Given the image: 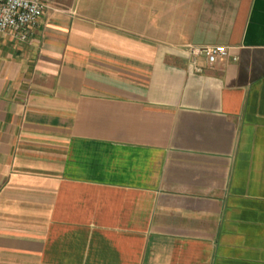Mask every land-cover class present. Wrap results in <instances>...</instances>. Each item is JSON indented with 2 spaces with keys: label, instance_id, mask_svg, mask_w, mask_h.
<instances>
[{
  "label": "crops",
  "instance_id": "0c3cea01",
  "mask_svg": "<svg viewBox=\"0 0 264 264\" xmlns=\"http://www.w3.org/2000/svg\"><path fill=\"white\" fill-rule=\"evenodd\" d=\"M0 264H264V0H49L3 34Z\"/></svg>",
  "mask_w": 264,
  "mask_h": 264
},
{
  "label": "built area",
  "instance_id": "2783aa9c",
  "mask_svg": "<svg viewBox=\"0 0 264 264\" xmlns=\"http://www.w3.org/2000/svg\"><path fill=\"white\" fill-rule=\"evenodd\" d=\"M49 0H0V37L10 34L20 42L28 41L39 26ZM209 65L226 57L229 50L225 46H207L198 50ZM234 60H237L235 58ZM198 72L203 69L197 67Z\"/></svg>",
  "mask_w": 264,
  "mask_h": 264
},
{
  "label": "rangeland",
  "instance_id": "374dc122",
  "mask_svg": "<svg viewBox=\"0 0 264 264\" xmlns=\"http://www.w3.org/2000/svg\"><path fill=\"white\" fill-rule=\"evenodd\" d=\"M91 1V0H90ZM89 0H79V3H81V6L87 5Z\"/></svg>",
  "mask_w": 264,
  "mask_h": 264
}]
</instances>
